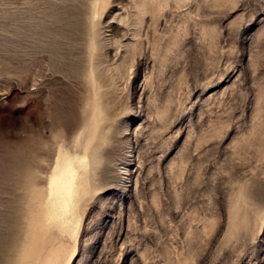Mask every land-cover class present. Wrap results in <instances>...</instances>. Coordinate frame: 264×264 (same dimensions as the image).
Masks as SVG:
<instances>
[{"label": "rangeland", "instance_id": "1", "mask_svg": "<svg viewBox=\"0 0 264 264\" xmlns=\"http://www.w3.org/2000/svg\"><path fill=\"white\" fill-rule=\"evenodd\" d=\"M0 264H264V0H0Z\"/></svg>", "mask_w": 264, "mask_h": 264}, {"label": "bare ground", "instance_id": "2", "mask_svg": "<svg viewBox=\"0 0 264 264\" xmlns=\"http://www.w3.org/2000/svg\"><path fill=\"white\" fill-rule=\"evenodd\" d=\"M62 160L65 164L62 167H56L54 179L57 183L59 182L61 187V192L59 190V195L62 198L60 205L63 207V210L71 211L75 202V196L80 190L81 180H84L86 176V164L82 162L75 167L68 158Z\"/></svg>", "mask_w": 264, "mask_h": 264}]
</instances>
